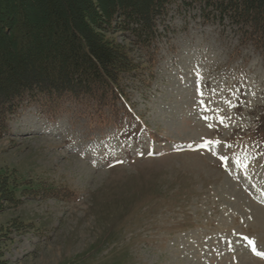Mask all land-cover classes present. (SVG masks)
Wrapping results in <instances>:
<instances>
[{"label":"rangeland","instance_id":"rangeland-1","mask_svg":"<svg viewBox=\"0 0 264 264\" xmlns=\"http://www.w3.org/2000/svg\"><path fill=\"white\" fill-rule=\"evenodd\" d=\"M200 14L170 6L122 122L69 97L8 117L0 264H264V54Z\"/></svg>","mask_w":264,"mask_h":264},{"label":"trees","instance_id":"trees-1","mask_svg":"<svg viewBox=\"0 0 264 264\" xmlns=\"http://www.w3.org/2000/svg\"><path fill=\"white\" fill-rule=\"evenodd\" d=\"M177 3L197 5L205 22L228 23L264 54V0H0V135L28 102L55 109L64 97L86 98L101 111L128 113L123 78L153 68L160 23ZM134 49L149 57L137 59ZM4 178L0 198L13 202Z\"/></svg>","mask_w":264,"mask_h":264}]
</instances>
